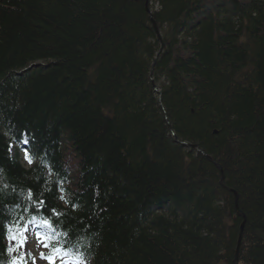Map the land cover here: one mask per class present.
<instances>
[{
  "label": "trees",
  "instance_id": "16d2710c",
  "mask_svg": "<svg viewBox=\"0 0 264 264\" xmlns=\"http://www.w3.org/2000/svg\"><path fill=\"white\" fill-rule=\"evenodd\" d=\"M1 124L0 264H264V0H0Z\"/></svg>",
  "mask_w": 264,
  "mask_h": 264
},
{
  "label": "snow or ice",
  "instance_id": "6c2138e0",
  "mask_svg": "<svg viewBox=\"0 0 264 264\" xmlns=\"http://www.w3.org/2000/svg\"><path fill=\"white\" fill-rule=\"evenodd\" d=\"M25 144H28L29 141L25 140ZM25 152V159L29 164L33 163L32 156L29 154V150L27 148L24 149ZM28 198L31 200L32 198V192L29 190L28 192ZM60 199H64L63 196L60 197ZM40 204H43V201L38 202ZM75 207V205H74ZM54 211V210H53ZM56 215H60V213H56ZM36 220V217L34 216L31 221L28 222V224L33 223ZM36 227H48L53 228V224L49 218H42L39 223L36 224ZM13 228H15V231H13ZM28 232L29 227L26 225H21L18 220L13 221V225L9 227V240L13 242V246L8 248L9 254H12L16 252L20 248L27 249L29 244L28 239ZM67 235V233H65ZM36 243L38 245H41L46 250L45 252L40 253V259L46 260L48 264H57L59 261V264H66L65 257L72 255L71 250L67 247H65L63 244L56 242L54 243L50 237H48L46 234H40L37 233L36 236ZM25 255H31V253H28L27 251L25 253H21L19 257L12 256V259L10 261V264H24V257ZM77 261L76 264H86V261L83 260V253H80L77 251ZM32 264H36L35 259L33 258Z\"/></svg>",
  "mask_w": 264,
  "mask_h": 264
},
{
  "label": "rangeland",
  "instance_id": "374dc122",
  "mask_svg": "<svg viewBox=\"0 0 264 264\" xmlns=\"http://www.w3.org/2000/svg\"><path fill=\"white\" fill-rule=\"evenodd\" d=\"M194 146V145H193ZM193 148H195V147H193ZM197 151H200L198 148H197ZM207 158L210 160L211 159V157L210 156H207ZM216 167H218V168H216V169H221L222 170V168L221 167H219V165L216 163V162H214L213 163ZM220 170V171H221ZM223 179V176H221V180ZM229 190H231V189H229ZM231 192L234 194V197H235V200H238V195H237V192H235L234 190H231ZM174 205V204H173ZM173 205H169V204H167V208L169 207L170 209L172 208V213H174V214H176L177 213V211L175 210V208L176 207H174ZM179 212H180V209H179ZM184 214H188L189 213V211H188V209H186V210H183L182 211ZM237 213H238V215H240V216H243L240 212H238L237 211ZM29 244H30V246L27 248V249H24V248H20V249H18L17 251H16V255L17 256H19V255H21V253H25L26 251L27 252H30L31 254H32V257L35 259V262H36V264H48V262L46 261V260H42V259H40V253H41V251H42V249H43V247H42V244L41 245H38L37 243H36V240L34 239V240H29ZM235 257H234V259H233V262L235 261ZM237 263H239V257L237 256V261H236V264ZM57 264H59V262H57ZM66 264H70V263H66ZM221 264H228V262L227 261H223Z\"/></svg>",
  "mask_w": 264,
  "mask_h": 264
},
{
  "label": "water",
  "instance_id": "95a60500",
  "mask_svg": "<svg viewBox=\"0 0 264 264\" xmlns=\"http://www.w3.org/2000/svg\"><path fill=\"white\" fill-rule=\"evenodd\" d=\"M153 26H154V28H155V30H156L157 35L160 36V32H159V30H158L157 25H156L155 22H153ZM241 230H243V224L241 225ZM240 243H241V235H240V237H239L238 245H237V248H236V255H235V258H236V259H235V261H234V264H236V261H237V256H238V250H239Z\"/></svg>",
  "mask_w": 264,
  "mask_h": 264
},
{
  "label": "bare ground",
  "instance_id": "6f19581e",
  "mask_svg": "<svg viewBox=\"0 0 264 264\" xmlns=\"http://www.w3.org/2000/svg\"><path fill=\"white\" fill-rule=\"evenodd\" d=\"M0 127H2V124H1ZM61 196H63L62 193L59 194V199H60ZM63 200H64V199H63ZM61 203H62V202H61Z\"/></svg>",
  "mask_w": 264,
  "mask_h": 264
}]
</instances>
